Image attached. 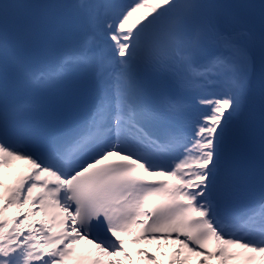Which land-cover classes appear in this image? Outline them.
<instances>
[{"label":"snow or ice","instance_id":"snow-or-ice-1","mask_svg":"<svg viewBox=\"0 0 264 264\" xmlns=\"http://www.w3.org/2000/svg\"><path fill=\"white\" fill-rule=\"evenodd\" d=\"M17 165L0 264H264V0H0Z\"/></svg>","mask_w":264,"mask_h":264},{"label":"rangeland","instance_id":"rangeland-1","mask_svg":"<svg viewBox=\"0 0 264 264\" xmlns=\"http://www.w3.org/2000/svg\"><path fill=\"white\" fill-rule=\"evenodd\" d=\"M24 171L23 165H17L16 167H13L11 169H5L3 170V175L0 176V180L2 182L9 181L12 184L15 182L17 177L22 174ZM10 212L9 214H11ZM81 244H85V242L81 241ZM177 246L173 244L171 241H155L154 243H148L145 245L144 249L139 250L138 252L134 253L131 252L128 248L126 250L129 252L130 259L124 261V264H148L149 260L145 258V253L151 254L156 257V255L159 253L161 255H164L168 258V264L171 260H173L175 248ZM122 259V257H121ZM195 258H191L190 261H194ZM208 264H219V261L217 259H211L208 261Z\"/></svg>","mask_w":264,"mask_h":264},{"label":"bare ground","instance_id":"bare-ground-1","mask_svg":"<svg viewBox=\"0 0 264 264\" xmlns=\"http://www.w3.org/2000/svg\"><path fill=\"white\" fill-rule=\"evenodd\" d=\"M119 2L121 3H128L129 0H119ZM153 177V176H152ZM4 186L7 188L10 186V183L8 182H3ZM148 243H154L155 244V241H147V240H142L140 241L139 243H131L130 241L126 242V247L129 248V250H131V252H138L139 250L141 249H144L145 248V245L148 244ZM79 247L82 249V250H86V249H89L91 248V246L89 245H86V244H81L79 245Z\"/></svg>","mask_w":264,"mask_h":264},{"label":"trees","instance_id":"trees-1","mask_svg":"<svg viewBox=\"0 0 264 264\" xmlns=\"http://www.w3.org/2000/svg\"><path fill=\"white\" fill-rule=\"evenodd\" d=\"M150 264H167V260H166V258L165 257H161V259H160V263H157V262H152V263H150ZM189 264H191V263H189Z\"/></svg>","mask_w":264,"mask_h":264}]
</instances>
